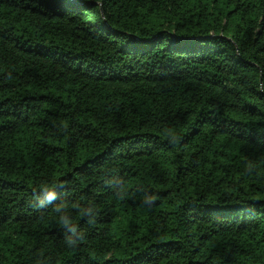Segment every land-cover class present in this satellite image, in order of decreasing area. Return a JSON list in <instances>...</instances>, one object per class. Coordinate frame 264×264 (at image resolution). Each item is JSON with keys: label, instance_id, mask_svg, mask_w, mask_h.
<instances>
[{"label": "trees", "instance_id": "trees-1", "mask_svg": "<svg viewBox=\"0 0 264 264\" xmlns=\"http://www.w3.org/2000/svg\"><path fill=\"white\" fill-rule=\"evenodd\" d=\"M0 264H264V0H0Z\"/></svg>", "mask_w": 264, "mask_h": 264}, {"label": "clouds", "instance_id": "clouds-1", "mask_svg": "<svg viewBox=\"0 0 264 264\" xmlns=\"http://www.w3.org/2000/svg\"><path fill=\"white\" fill-rule=\"evenodd\" d=\"M49 198L52 199V194H50V197Z\"/></svg>", "mask_w": 264, "mask_h": 264}]
</instances>
